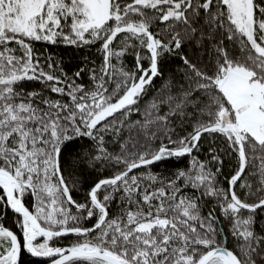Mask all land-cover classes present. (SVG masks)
I'll return each instance as SVG.
<instances>
[{
	"label": "snow or ice",
	"instance_id": "1",
	"mask_svg": "<svg viewBox=\"0 0 264 264\" xmlns=\"http://www.w3.org/2000/svg\"><path fill=\"white\" fill-rule=\"evenodd\" d=\"M0 192V264H264V0H0Z\"/></svg>",
	"mask_w": 264,
	"mask_h": 264
},
{
	"label": "trees",
	"instance_id": "2",
	"mask_svg": "<svg viewBox=\"0 0 264 264\" xmlns=\"http://www.w3.org/2000/svg\"><path fill=\"white\" fill-rule=\"evenodd\" d=\"M35 47L39 50H46L47 52H51L55 55H57L58 57H60L63 60V64L65 66V70H69L71 69V71H75L76 70V66L80 65V66H84V59L85 57H87L89 60H94L96 59V57L92 54L89 53L88 50H77L71 46H50L46 43H37L35 45ZM95 49L92 50V52H94ZM97 63H99V61H97ZM128 66L131 67L132 66V59L131 57L128 58L127 60ZM176 67V62H172L168 65V68L166 69V75L167 72L172 70L173 68ZM85 79H87L85 77ZM156 88L159 87L161 81L157 80L156 82ZM40 88V84L36 83V82H32V83H28L25 85V89L27 91H32L34 89H39ZM155 93V89L150 90L149 95L146 96L144 98V101H141V104H143L145 101L149 100L151 98V96ZM50 95L53 96V98H56L55 94H51ZM139 117L134 116L133 119H138ZM201 159H203V157H201ZM187 161L185 160L183 163H181L180 165L175 164L174 162H166L164 164H159L157 165L156 169L154 170H161L163 168H172V167H183L184 164H186ZM226 166H227V161H226ZM225 187H227V185H224ZM0 194H2V192H0ZM78 199H80L79 197H77ZM11 217H12V213L9 212L8 213V220L6 222V226H11ZM76 240V236L73 234H70L66 237H61L59 239V244L57 246H68L70 243L74 242ZM24 259L26 261L29 260V257L27 256V254H25ZM30 264H41V261L37 258H32L30 261ZM44 264H47V262L45 261Z\"/></svg>",
	"mask_w": 264,
	"mask_h": 264
},
{
	"label": "water",
	"instance_id": "3",
	"mask_svg": "<svg viewBox=\"0 0 264 264\" xmlns=\"http://www.w3.org/2000/svg\"><path fill=\"white\" fill-rule=\"evenodd\" d=\"M66 247V246H65Z\"/></svg>",
	"mask_w": 264,
	"mask_h": 264
}]
</instances>
